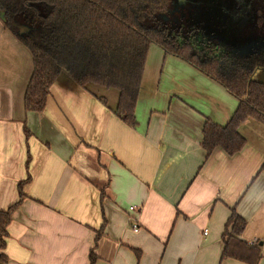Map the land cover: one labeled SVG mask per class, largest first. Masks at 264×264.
<instances>
[{
  "label": "crops",
  "instance_id": "obj_1",
  "mask_svg": "<svg viewBox=\"0 0 264 264\" xmlns=\"http://www.w3.org/2000/svg\"><path fill=\"white\" fill-rule=\"evenodd\" d=\"M31 70L0 19V210L28 178L4 264H248L221 258L232 209L264 264V124L241 123L232 155L201 146L204 122L224 125L237 106L223 86L150 44L129 126L64 73L25 111Z\"/></svg>",
  "mask_w": 264,
  "mask_h": 264
},
{
  "label": "trees",
  "instance_id": "obj_2",
  "mask_svg": "<svg viewBox=\"0 0 264 264\" xmlns=\"http://www.w3.org/2000/svg\"><path fill=\"white\" fill-rule=\"evenodd\" d=\"M222 1L0 0L4 25L31 57L24 110L41 111L50 86L64 73L121 121L134 126L148 47L155 44L165 54L186 61L218 82L237 99L224 125L204 122L201 146L207 154L216 148L229 155L238 152L245 144L238 131L240 124L248 118L264 124V83L254 78L258 70L264 69V50L238 57L224 43L229 40V29L221 44L205 24H209L211 5H223L221 13H235L242 18L240 27L230 26L239 43L257 38L264 43V0ZM12 22L28 26L29 32L18 34ZM110 91L115 92L114 103L108 97ZM259 171H264V161ZM27 179L18 183L17 201L0 210V264L7 260L3 252L7 225L23 198L21 185ZM244 227L245 220L232 209L225 223L221 258L256 264L261 256L259 245L238 239ZM93 259L91 252V262Z\"/></svg>",
  "mask_w": 264,
  "mask_h": 264
},
{
  "label": "rangeland",
  "instance_id": "obj_3",
  "mask_svg": "<svg viewBox=\"0 0 264 264\" xmlns=\"http://www.w3.org/2000/svg\"><path fill=\"white\" fill-rule=\"evenodd\" d=\"M222 1V0H219ZM223 0L221 3L225 4L227 2H224ZM212 11L210 13V18H209V24H205V29L211 28L216 35H213L215 39H218L221 44H223L224 39L226 40L227 35H225L226 31L229 29V40H226L227 47H229L236 56L238 57H244L249 54L259 52L264 50V43L259 39L255 40H247L244 43H239L237 37L234 38L235 35L232 33V30H230V26H238L240 27V23L242 21V18H240L239 14L233 13L232 16L230 13H221V10H223V5H217V4H212L211 5ZM219 9V10H218ZM208 23V22H207ZM239 24V25H238ZM211 26V27H210ZM234 31V30H233ZM237 32V30H236ZM238 36L240 37V32L238 33ZM256 74V73H255ZM255 78V75H254ZM108 97H110V100L115 99V92L110 91L108 94Z\"/></svg>",
  "mask_w": 264,
  "mask_h": 264
},
{
  "label": "water",
  "instance_id": "obj_4",
  "mask_svg": "<svg viewBox=\"0 0 264 264\" xmlns=\"http://www.w3.org/2000/svg\"><path fill=\"white\" fill-rule=\"evenodd\" d=\"M0 19H2L3 21L5 20L4 13L2 11H0ZM11 26L17 28L18 34H23V33L29 32V27L24 25V24H17L16 22H12ZM257 81H259V80H257ZM259 82H261V81H259Z\"/></svg>",
  "mask_w": 264,
  "mask_h": 264
},
{
  "label": "built area",
  "instance_id": "obj_5",
  "mask_svg": "<svg viewBox=\"0 0 264 264\" xmlns=\"http://www.w3.org/2000/svg\"><path fill=\"white\" fill-rule=\"evenodd\" d=\"M133 230H134V231H137V227H136V226H134V227H133ZM254 243H256V242H255V241H253V242H250V244H254Z\"/></svg>",
  "mask_w": 264,
  "mask_h": 264
}]
</instances>
